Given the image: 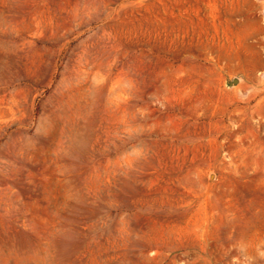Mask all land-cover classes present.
<instances>
[{
	"label": "rangeland",
	"instance_id": "374dc122",
	"mask_svg": "<svg viewBox=\"0 0 264 264\" xmlns=\"http://www.w3.org/2000/svg\"><path fill=\"white\" fill-rule=\"evenodd\" d=\"M0 264H264V0H0Z\"/></svg>",
	"mask_w": 264,
	"mask_h": 264
}]
</instances>
